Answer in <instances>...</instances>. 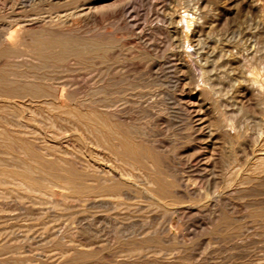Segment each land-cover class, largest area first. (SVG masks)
Listing matches in <instances>:
<instances>
[{
    "label": "rangeland",
    "instance_id": "374dc122",
    "mask_svg": "<svg viewBox=\"0 0 264 264\" xmlns=\"http://www.w3.org/2000/svg\"><path fill=\"white\" fill-rule=\"evenodd\" d=\"M157 1L119 0V3L117 0H91L92 13L87 18L85 16L80 19L81 36L86 39L97 36L96 38L102 39L101 41L104 43L112 40L115 46L113 52L108 53L109 57L103 52V56L95 58L98 61H95L94 57H90L92 62L90 59L88 61L91 63L82 62L76 66L73 74V76L75 75L74 79L84 83L82 85L85 87H89V84L96 80L98 85L107 87L110 85L108 91L121 92L118 95L101 96L104 98L100 97L99 100H96L101 104L116 103L118 106L115 115L99 116L101 123L96 124L94 121L96 118L93 116V106L90 103L92 100L89 97L79 96V100L75 101L63 100L61 106L64 109L56 112L57 110L49 107L53 102L52 99L51 101L50 98L22 95L17 87L10 88V86L0 83V96L2 97H0V106H2L0 111L3 110L0 113L2 115L0 116V129L3 130L2 127L5 126L4 129L12 130H10L12 136L8 137L10 141L7 140L5 145L0 142V158L1 156L5 158L6 155L8 157L9 152L11 156L14 152L12 150H18L17 146H19V152L15 151L16 154L18 152V155H15V152L13 154L16 159L13 155L12 159L14 158V160H11L10 156L9 159L6 157L7 161L10 160L12 168L13 165H16V167L20 166V171L21 168L24 171L27 168L26 166L24 168L23 165L27 163L26 161L30 165L29 168L31 167L30 163L33 164L32 168L38 167V163H33L37 157L35 153H32L35 158H31L32 155L28 151L30 145L27 144L29 147L23 145L21 141L23 137L28 138L31 142L34 137L35 144L26 141L32 145L30 151L35 152L32 149L38 147L37 151L45 152L47 160L51 161L48 153L54 154L58 150L54 155L56 156L57 152H60L61 156L57 154L58 157H52V160L58 158L61 161V159H65V156L67 158L65 160L69 158L77 163L80 161L81 164L79 163L78 166L102 164L100 157L98 155V159L95 157L93 146L92 132L94 129L91 130V128L95 125L94 128L99 131L100 127L106 131L102 130L100 135L104 137V140L101 137L105 147L102 149L103 153H106L107 159L111 157L109 161H113L109 164H116L115 157L117 156L120 160L119 166L123 165L122 162L125 164L127 160L130 161L120 154L122 143L128 141L127 143L132 146L144 148V150L141 149L143 154L139 158L141 163L139 160L138 163L142 165L147 163L148 167L146 168L151 166V173L147 169L149 173L142 171L141 174L153 176L141 175L139 172L135 178L138 181H136L138 191L135 187L136 192L134 190L130 192V198L133 196L131 200L126 199L127 201L124 202L122 199L120 202H124L123 205L118 201L121 204L119 207H117L119 203H117L118 205L115 203L116 206H114L116 201L112 197V199L106 198L108 205L96 203L93 206L83 203L81 204L83 207H80L76 205L74 197L70 195L69 191L59 187L47 190L51 192L34 191L39 194H34L33 190L29 191V181L25 180L26 182L22 184L23 182L21 183L17 179L23 172H16L18 170L16 167L12 170L8 166L9 162L4 159L5 161L0 164V170L7 176L10 175L11 179L3 173L0 174L5 176L4 179H2L4 176H0V223H2L0 224V264H264V67H262L264 66V0ZM106 5L109 6L106 7ZM134 12L137 13L136 19ZM127 15L129 16L127 17ZM183 15L193 18L194 25H192L193 32L189 33L188 39L181 43L179 34L169 33L171 27L169 19ZM125 22H129L130 27L127 28L128 24ZM116 24L120 27H117ZM113 26L115 27L113 28ZM94 27L98 29L97 32ZM106 29L107 34L111 30L113 35L111 33L107 35ZM105 34L106 36L103 37ZM110 35H112L111 39H109ZM99 37L101 38L99 39ZM117 37L124 39L125 43ZM104 38L107 41H104ZM119 45L121 46L119 47ZM115 48L119 52L115 53ZM117 55L119 56L117 57ZM151 57L153 60H150ZM93 61L95 62L93 63ZM7 69L9 70V66L4 62L0 63L1 72H6ZM39 73L48 78L53 75L56 78L63 76L61 70L56 72V69H45ZM110 80L111 82H109ZM8 98L14 100H10V103L7 101ZM85 99H88L87 102ZM83 101L87 104L83 105ZM25 103L26 105L27 103L31 104V108L29 104L25 106ZM49 108L53 110H49ZM30 109L32 111L35 109L33 114L37 112L36 115H31ZM12 110L13 112H11ZM59 112L60 114H58ZM64 112L73 114L68 115ZM23 114H25V118L21 117ZM27 114H30L29 118ZM85 114L90 118L87 115L85 117ZM17 115L19 118L21 117L20 120L24 121L25 119L28 129L23 132L26 134L11 124L13 123L12 119H16ZM51 115H56V117L52 116L51 118ZM53 117L58 121L55 122ZM115 117L119 119L117 118L116 123H113ZM7 118L10 125L5 123ZM51 123L55 125L51 126ZM120 125L124 130L119 128ZM110 126L116 129L113 130ZM110 129L113 130L115 136L109 131ZM36 131L37 133L42 131L43 134H41L47 138L44 139L41 135L42 138H40V133L37 134ZM120 132L123 135H119ZM27 134H30L29 137L32 138H29ZM128 135H131L132 138L135 137L134 139L137 141L132 142L134 139ZM16 137H20V140ZM137 138L141 141H138ZM16 139L21 141V144ZM36 139L40 142H37ZM58 140L61 142H57ZM11 142L12 146L8 152L10 145L9 147L6 145ZM139 142L140 144L135 145ZM42 143L45 144L42 145ZM47 143H50L48 149L45 147ZM34 145L35 148H33ZM139 145L142 146L138 147ZM21 148H24V152L27 151L26 153L31 156L25 153L29 158L26 157ZM147 152L152 153L149 155V159L145 156ZM112 153L116 156H113ZM18 157L22 158L19 160H23V164L20 163L21 161L19 162ZM25 157L29 160L24 161ZM30 158L33 159V162ZM75 158L76 160H74ZM161 159L163 160L161 161ZM16 160H18L19 166L16 164ZM81 160L84 161L83 164ZM36 161L38 162V159ZM15 168L17 169L16 173L14 172ZM152 170L155 174H152ZM159 170L163 176V178L158 176L160 183L159 180H155ZM35 174L39 173L33 175ZM36 175L35 177H40ZM22 178L21 175L20 179ZM46 181L49 185L50 181ZM161 181L164 182L161 183ZM42 182L40 183H47L45 180ZM20 184L23 186L20 187ZM27 184L28 187H26ZM156 184L159 187H163L162 184H165L161 191L164 190L166 194L159 191ZM166 184H170L168 188H165ZM147 187L149 189H146ZM143 188L146 191L154 188L156 190L153 189V191H158V193L149 191V193L155 194L153 197ZM169 190L171 195L180 197H175L173 200L174 196L170 198V195L167 194ZM146 194L148 195L146 196ZM47 197H50L51 200ZM156 198H162V202L164 198L165 203H156L154 201ZM146 203L149 206L152 205L149 207ZM40 215L41 217H39ZM18 216L20 217L18 218ZM71 241L73 242L70 243Z\"/></svg>",
    "mask_w": 264,
    "mask_h": 264
},
{
    "label": "bare ground",
    "instance_id": "6f19581e",
    "mask_svg": "<svg viewBox=\"0 0 264 264\" xmlns=\"http://www.w3.org/2000/svg\"><path fill=\"white\" fill-rule=\"evenodd\" d=\"M90 1L91 0H0V63H2V62H4L7 66H9V70L8 71H6V72H1L0 71V83H2V84H6V85H8V87L10 86V88L11 87H17L18 89H19V92L20 93H22V95H33V96H40V97H42V98H50L49 100H53V102H51L50 103V105H49V107L51 106L54 110H57L56 112H58V110L60 111V109H64L61 105H62V102H63V100H67V101H75V100H79V98L82 96V97H89V98H91V100L92 101H90V103H91V105L93 106V111H94V113H93V116L96 118V120L94 119V121H95V123L96 124H99V123H101V120H100V117L99 116H102V115H115V112H116V109H117V105H116V103H112V104H101V102L99 101H96L97 99L99 100V98L101 97V96H105V95H113V94H120L121 92H111V91H108V87L110 86H103V85H98V81H96V80H93L90 84H89V87H85V86H83L84 85V83H80L79 81H76L75 79H74V76H73V74H74V72H75V69H76V66H78V65H80L82 62L84 63V62H86V61H88V59H90V61H91V58L92 57H94V60H95V58H98V57H100V56H103L102 55V52L103 53H105L106 55H108V53L109 52H113V49H114V43H112L113 41L112 40H108V42H103V41H101L102 39H100L101 37H99V39L100 40H98V38H96V37H91V39H86V38H84L83 36H81L80 35V33H81V27H80V24H81V22H80V19L81 18H83V17H85L86 16V18H87V16H89L91 13H92V11H93V8L91 9V3H90ZM100 1V0H99ZM118 2H119V0H117ZM123 1V0H122ZM129 1V0H128ZM157 1V0H156ZM186 1V0H185ZM132 2V1H131ZM130 2V3H131ZM141 2V1H140ZM158 2V1H157ZM175 2V1H174ZM110 3V2H109ZM120 3V2H119ZM127 3V2H126ZM176 3H177V1H176ZM107 4V3H106ZM117 4V3H116ZM201 4V3H200ZM94 5V4H93ZM123 5V4H122ZM131 5H132V3H131ZM97 6V5H96ZM99 6V5H98ZM107 6H109V5H106V7ZM111 6V5H110ZM118 6V5H117ZM145 6V5H144ZM94 7V6H93ZM100 7V6H99ZM98 7V8H99ZM101 7H102V5H101ZM116 7V6H115ZM119 7V6H118ZM124 7H125V5H124ZM127 7V6H126ZM117 8V7H116ZM95 9V8H94ZM114 9V8H113ZM120 9V8H119ZM123 9H125V8H123ZM191 9V8H190ZM104 10V9H103ZM122 10V9H121ZM133 10V9H132ZM174 10V9H173ZM113 11V10H112ZM111 11V12H112ZM123 11V10H122ZM128 11V10H127ZM136 11V10H135ZM138 11V10H137ZM104 12H105V10H104ZM110 12V13H111ZM113 12H115V11H113ZM126 12V11H125ZM131 12V11H130ZM176 12V11H175ZM195 12V11H194ZM135 14H134V17L136 16V12H134ZM99 14V13H98ZM108 14V13H107ZM112 14V13H111ZM118 14V13H117ZM120 14V13H119ZM121 14H124V13H121ZM127 14H129V13H127ZM109 15V14H108ZM133 15V14H132ZM179 15V14H178ZM98 16V15H97ZM110 16V15H109ZM120 16V15H119ZM129 15H127V17H128ZM199 16V15H198ZM122 17H123V15H122ZM130 17H132V16H130ZM191 17V16H190ZM193 17V16H192ZM91 18V17H90ZM90 18H88L89 20H90ZM94 18V17H93ZM92 18V19H93ZM109 18H111V16L109 17ZM113 18V17H112ZM126 18V17H125ZM138 18V17H137ZM91 19V20H92ZM96 19V18H95ZM114 19H116L115 17H114ZM118 19V18H117ZM121 19V18H120ZM119 19V21H122V20H120ZM128 19V18H127ZM126 19V20H127ZM135 19H136V17H135ZM193 18H189V16L188 15H183V16H180V17H171L170 19H169V21H170V30H169V33L170 34H179V37H180V41H181V43H184L187 39H188V35H189V33L192 31V25H194L193 23H194V20H192ZM94 20V19H93ZM105 20V19H104ZM107 20H109V19H107ZM113 20V19H112ZM125 20V21H126ZM115 21V20H114ZM117 21V20H116ZM129 21H130V19H129ZM134 21V20H133ZM137 21H139V20H137ZM86 22V21H85ZM91 22V21H90ZM103 22V21H102ZM131 22V21H130ZM168 22V21H167ZM88 23V22H87ZM87 23H86V25H87ZM95 23H96V20H95ZM122 23V22H121ZM123 23H124V21H123ZM126 23V22H125ZM89 24V23H88ZM93 24H94V22H93ZM103 24H104V22H103ZM102 23H101V25H103ZM117 24H120V22H117ZM117 24H116V26H117ZM126 24H128V26H127V28L128 27H130L129 26V22L128 23H126ZM137 24V23H136ZM198 24V23H197ZM112 25H114V23H112ZM133 25V24H132ZM94 26H95V24H94ZM119 26V25H118ZM117 26V27H118ZM121 26H122V24H121ZM125 26V25H124ZM141 26V25H140ZM115 26H113V28H114ZM116 27V28H117ZM120 27V26H119ZM89 29H91L90 27H88ZM95 28V27H94ZM96 28H97V26H96ZM95 28V31L96 30H98V29H96ZM108 28V27H107ZM136 28V27H135ZM166 28V27H165ZM86 29V28H85ZM104 29V28H103ZM134 29V28H133ZM150 29V28H149ZM135 30H137V29H135ZM167 30V29H166ZM120 31V30H119ZM87 32H88V30H87ZM97 32V31H96ZM107 32V29H106V31H105V33ZM109 33L108 34H110L111 33V30L110 31H108ZM135 32V31H134ZM134 32H133V35H135L134 34ZM144 31H142V33H143ZM193 32V31H192ZM84 33V32H83ZM112 33H113V31H112ZM111 33V34H112ZM130 33V32H129ZM145 33V32H144ZM168 33V32H167ZM107 34V33H106ZM106 34L103 36V37H105L106 36ZM107 34V35H108ZM147 34V33H146ZM83 35V34H82ZM93 36H95L94 34H92ZM101 35V34H100ZM113 35V34H112ZM112 35H110V38L109 39H111V36ZM115 36V35H114ZM150 36V35H149ZM178 36V35H177ZM135 37V36H134ZM137 37V36H136ZM141 37V36H140ZM107 38V37H106ZM106 38H104V41H107V39ZM118 38V37H117ZM142 38V37H141ZM113 39V38H112ZM115 39H116V37H115ZM118 39H121V38H118ZM122 40V39H121ZM130 40V39H129ZM129 40H127V41H129ZM152 40V39H151ZM124 43H125V41H124V39L122 40ZM121 41V42H122ZM127 41H126V43H127ZM138 42V41H137ZM117 43V42H116ZM121 44H123V43H121ZM148 44V43H147ZM156 44V43H155ZM127 45H129V44H127ZM134 45H136L137 46V44H134ZM121 45H119V47H120ZM147 46V45H146ZM118 47V46H117ZM128 47V46H127ZM140 47V46H139ZM131 48H132V42H131ZM158 48V47H157ZM188 48H190V47H188ZM230 48V47H229ZM116 49V52L115 53H117V48H115ZM135 49V48H134ZM149 49V48H148ZM151 49V48H150ZM140 50V49H139ZM187 50V49H186ZM122 51V50H121ZM119 52V51H118ZM145 52V51H144ZM148 52H149V50H148ZM154 52V51H153ZM149 54H150V52H149ZM106 55H104L105 57H106ZM111 55V54H110ZM114 56V55H113ZM119 55H117V57H118ZM121 56V55H120ZM136 56V55H135ZM91 57V58H90ZM108 57H109V55H108ZM111 57V56H110ZM139 58V57H138ZM152 59H150V60H153V57H151ZM109 59V58H108ZM93 60V59H92ZM104 60V59H103ZM135 60V59H134ZM90 61H88L89 63H91ZM95 61H98L97 59L95 60ZM95 61H93V63L95 62ZM109 61V60H108ZM107 61V62H108ZM187 61V60H186ZM105 62V61H104ZM118 62V61H117ZM124 62V61H123ZM88 63V64H89ZM98 63V62H97ZM106 63V62H105ZM105 63H103V64H105ZM190 63V62H189ZM207 63V62H206ZM96 64V63H95ZM94 64V65H95ZM100 64V63H99ZM117 64V63H116ZM260 64V63H259ZM228 65V64H227ZM258 65V64H257ZM91 66V65H90ZM93 66V65H92ZM91 66V67H92ZM96 66V65H95ZM94 66V67H95ZM100 66V65H99ZM108 66V65H107ZM112 66V65H111ZM4 67V66H3ZM97 67H98V65H97ZM262 67H264V66H262ZM5 68V67H4ZM123 68V67H122ZM202 68V67H201ZM252 68H255V67H252ZM45 69H56V72H57V70H61V73L63 74V76L62 77H58V78H56V77H54V75H53V77H46L45 75L44 76H41L40 75V71H43V70H45ZM86 69V68H85ZM96 69V68H95ZM98 69V68H97ZM264 69V68H263ZM201 70H203V69H201ZM252 70V69H251ZM260 70V69H259ZM88 71V70H87ZM91 71V70H90ZM98 71V70H97ZM188 71V70H187ZM216 72V71H215ZM255 72V71H254ZM258 72V71H257ZM262 72V71H261ZM264 72V71H263ZM262 72V73H263ZM51 73V72H50ZM53 73V72H52ZM116 73V72H115ZM204 73V72H203ZM251 73V72H250ZM95 74V73H94ZM99 74H100V72H99ZM218 74V73H217ZM249 74V73H248ZM86 75V74H85ZM92 75V74H91ZM112 75V74H111ZM117 75V74H116ZM81 76V75H80ZM97 76H99L98 74H97ZM256 76H258V75H256ZM90 77V76H89ZM106 77V76H105ZM104 77V78H105ZM127 77H129L128 75H127ZM131 77V76H130ZM206 77V76H205ZM204 78V77H203ZM137 79V78H136ZM207 79V78H206ZM239 79V78H238ZM255 79V78H254ZM258 79V78H257ZM86 80V79H85ZM101 80V79H100ZM104 80V79H103ZM124 80V79H123ZM138 80V79H137ZM253 80V79H252ZM263 80V79H262ZM81 81V80H80ZM83 81V80H82ZM81 81V82H82ZM105 81H106V79H105ZM108 81V80H107ZM126 81V80H125ZM257 80H255V82H256ZM264 81V80H263ZM102 82V81H101ZM109 82H111V80L109 81ZM207 82V81H206ZM100 83V82H99ZM135 83V82H134ZM83 84V85H82ZM88 84V83H87ZM102 84V83H101ZM252 84V83H251ZM254 84V83H253ZM256 84H258L259 85V83L258 82H256ZM123 85V84H122ZM241 85V84H240ZM257 85V86H258ZM131 86V85H130ZM210 86V85H209ZM262 86V85H261ZM264 86V85H263ZM136 87V86H135ZM129 90V89H128ZM116 91V90H115ZM130 95V94H129ZM80 96V97H79ZM1 97V96H0ZM109 97V96H108ZM126 97V96H125ZM143 97V96H142ZM2 98V97H1ZM101 98H104V97H101ZM9 99V98H8ZM1 100V99H0ZM11 99H9V100H7V101H9L10 103H11V101H13V100H11ZM51 100V101H52ZM86 101L85 102H87V100L88 99H85ZM106 100H108V99H106ZM17 101V100H16ZM24 101V100H23ZM26 101V100H25ZM28 101V100H27ZM19 102V101H18ZM30 102V101H29ZM32 102V101H31ZM34 102V101H33ZM38 102V101H37ZM84 101L82 102V104L83 105H85V104H87V103H85ZM5 103V102H4ZM130 103V102H129ZM133 103V102H132ZM14 104V103H13ZM13 104H11V105H13ZM20 104V103H19ZM24 104V103H23ZM28 104L29 103H27V105H26V103H25V106H28ZM41 104V103H40ZM40 104H39V106H40ZM43 104V103H42ZM46 104V103H45ZM44 104V105H45ZM49 104V103H48ZM36 105V104H35ZM35 105H33V106H35ZM38 105V104H37ZM21 106H22V104H21ZM24 105H23V107H25ZM31 106V104H29V107ZM91 106V107H92ZM122 106V105H121ZM0 107H2V106H0ZM29 107H27V109H29ZM66 107V106H65ZM120 107V106H119ZM151 107V106H150ZM8 108V107H7ZM17 108V107H16ZM26 108V107H25ZM31 108V107H30ZM33 109V108H32ZM32 109H30L31 111H32ZM37 109V111H38V108H36ZM44 109H45V107H44ZM44 109H42V110H44ZM47 109H48V107H47ZM51 108H49V110H50ZM53 109H51V110H53ZM71 109H72V107H71ZM79 109V108H78ZM80 109H82V108H80ZM84 109V108H83ZM88 109V108H87ZM86 109V110H87ZM39 110H40V108H39ZM66 110L68 111V109L66 108ZM73 111H75L74 110V108L72 109ZM29 111V110H28ZM30 111V112H31ZM35 111V109L32 111V113H31V115H34L35 113H37V112H35L34 114H33V112ZM63 111H65V110H63ZM85 111V110H84ZM91 111V110H90ZM224 111V110H223ZM1 112H3V110L2 111H0V113ZM11 112H13V110L11 111ZM27 112V111H26ZM42 112H46V111H42ZM52 112V111H51ZM77 112V111H76ZM87 112H89V111H87ZM25 113V112H24ZM28 113V112H27ZM39 113V115H40V112H38ZM48 113V112H47ZM53 113L55 114V112L53 111ZM52 113V114H53ZM62 113V112H61ZM64 113H66V112H64ZM68 113V112H67ZM66 113V114H67ZM71 112H69L68 113V115L70 114ZM81 113V112H80ZM85 113H86V111H85ZM117 113H118V111H117ZM116 113V114H117ZM3 114V113H2ZM8 114V113H7ZM14 114H15V111H14ZM26 114V113H25ZM25 114H23V115H21V117L23 116V118H25L24 116H25ZM43 114V113H42ZM58 114H60V112L58 113ZM73 114V113H72ZM72 114H70V115H72ZM89 114V113H88ZM119 114V113H118ZM6 115V114H5ZM28 115V114H27ZM26 115V116H27ZM30 115V114H29ZM29 115H28V118H29ZM36 115V114H35ZM44 115V114H43ZM81 115V114H80ZM86 115L87 114H85V117H86ZM91 115V114H90ZM0 116H2V115H0ZM4 116V115H3ZM13 116V115H12ZM18 117H16V119H12V121L11 122H13V123H11L12 125H15V126H17L20 130H22V132L24 131H26L28 128H27V124L25 123V119H24V121L23 120H20V118H19V115H17ZM38 116V115H37ZM48 116H49V113H48ZM52 116H55L56 117V115H51L50 117L52 118ZM59 116V115H58ZM57 116V117H58ZM74 116V115H73ZM88 116V115H87ZM117 116V115H116ZM118 116H120V115H118ZM5 117V116H4ZM41 117V116H40ZM60 117V116H59ZM76 117V116H75ZM81 117V116H80ZM121 117H123V116H121ZM1 118V117H0ZM35 118V117H34ZM43 118V117H42ZM54 118V117H53ZM88 118H90V116H88ZM116 118V117H115ZM118 118V117H117ZM113 119L114 121L115 120H118V119ZM124 118V117H123ZM3 119H6V118H3ZM31 119V118H30ZM33 119V118H32ZM36 119V118H35ZM34 119V121H36ZM44 119V118H43ZM55 120H56V118H54ZM60 119V118H59ZM83 119H85V118H83ZM103 119H105V118H103ZM102 119V120H103ZM107 119V118H106ZM29 120V119H28ZM27 120V121H28ZM44 120H46V119H44ZM80 120V119H79ZM78 120V121H79ZM107 120H109V121H111L112 119H107ZM112 120V121H113ZM42 121V120H41ZM41 121H39V122H41ZM48 121H50V120H48ZM52 121V120H51ZM58 120H56L55 122H57ZM105 121V120H104ZM103 121V124L105 123ZM113 121V123H116V121L114 122ZM264 121V120H263ZM4 122V121H3ZM30 122V121H29ZM38 122V121H37ZM82 122H84V121H82ZM122 122V121H121ZM124 123H125V121H123ZM256 122V121H255ZM5 123H7L8 125H10V123L8 122V118H7V120H6V122ZM35 123V122H34ZM67 123H69L68 121H67ZM72 123V122H71ZM107 123V122H106ZM109 123V122H108ZM118 123H120V122H118ZM127 123V122H126ZM36 124V123H35ZM45 124V123H44ZM87 124V123H86ZM103 124H102V126H103ZM121 124V123H120ZM123 124V123H122ZM34 125V124H33ZM37 125V124H36ZM40 125V124H39ZM46 125V124H45ZM53 125H55V124H53V123H51V126H53ZM127 124H125V126H126ZM4 126V125H3ZM41 126V125H40ZM89 126H91V124L90 125H88V127ZM106 126V125H105ZM121 126V125H120ZM128 126V125H127ZM5 127V126H4ZM4 127H2L3 128V130L2 129H0L2 132L0 133V142H2V144L3 145H5V142H7V140H9V138L8 137H10V130L11 129H4ZM14 127V126H13ZM16 127V128H17ZM30 127H34V126H30ZM30 127H29V129H30ZM76 127V126H75ZM94 127H95V125H94ZM91 128V130L92 129H94V131L92 132V135H93V140H94V142L92 141V138H91V141L93 142V146H94V151H95V157H97V155L100 157V162L102 163V164H99L98 162H95V163H98V165H93V166H90V165H88V164H83V162L84 161H82V164L83 165H81V166H78V164L80 163L81 164V162L80 161H78V163L76 162V161H73V160H69V158H68V160H65V159H67L64 155H66L65 153H64V155H62V156H64V160L63 159H61V161H60V159H54V160H52L53 158L52 157H58V155L57 154H59L60 152H57V154H56V156L54 155L55 154V152L56 151H58V150H56L55 152H54V154H50V153H48L49 155H50V157H51V161H50V159L49 160H47L48 158L47 157H45V156H47L46 154H45V152L43 153L42 151L41 152H39V151H37V149H38V147H37V149H32V150H34L35 152H31L30 150H31V148H32V145L29 143V142H31V141H29L28 140V138H24L23 137V139H25V140H23L22 138H21V141H22V143H23V145H26V146H28V145H30V147H29V152H30V154L32 155H30L29 153V155L31 156V158L34 156L32 153H35V155H36V157H37V159H38V162L36 161L35 162V160H37L35 157H33V158H35V160H34V162H33V159H31L32 160V162L33 163H35V164H37L38 163V167L36 168V169H34V168H32V163H30L31 162V160L29 161V163L31 164V167L29 168L28 166H30L29 164H28V161H26V159H28L29 157V155L26 153V152H24L25 150H24V148H25V146H24V148L22 149L21 148V150L23 151V153L25 154V156L26 157H28V158H24L25 160L24 161H26L27 163H22L23 162V160L21 161V160H19V159H22L21 157L19 158H17L18 160H19V162L21 163V164H23L24 165V168H25V166L27 167V168H25V170L24 171H22L23 169L21 168V171L23 172H21L20 170H19V168H20V166L18 165L19 164V162H17L18 160H16L15 162H16V164L19 166V167H16V165H13L14 167H16L15 168V170H14V172L16 171V172H20V173H22L21 175H22V177L24 178H22V179H20L21 178V175L20 176H18V178L17 179H19V181H21V183L22 184H24V182H26V181H29V184H30V186L27 184V186L26 187H28L29 186V191H32L34 194L36 193V192H34V191H43V190H45V191H47V190H51L52 188H56V187H59V188H61V189H65V190H67V191H69L70 193V195H72L73 197H74V201H75V203H76V205H79L80 207L82 206L81 204H83V203H88V204H92L93 206H95V204L96 203H104V204H107L108 202L106 201L107 199V197H112L113 199H115V201L116 202H114V200H113V202H114V206H116V204L117 203H119L122 199L124 200V202H125V200L127 199H130L131 200V198L133 197H131L130 198V192H132L133 190H134V192H136V191H138V189H137V186H138V184H137V180H135V178H137V176H138V173L140 172V174H141V172L143 171V172H146L147 171V169H149V172L151 173V166H150V168H146V167H148V165H146V164H144L143 163V161H142V163L144 164V165H142V164H139L138 162L140 161L139 160V158H141V156H142V154H143V151H141V149H143L144 150V148H142L141 147V149L140 148H137L136 146H132V144H128L127 142L128 141H126V142H124V136H123V142L124 143H122V146H121V144H120V148L122 149V151H121V153L120 154H122V156L123 157H125L126 159L128 158L130 161L128 162V160H127V162L124 164L122 161V164L123 165H120L119 166V157L117 156V157H115L116 159H115V161L117 162L116 164H114V163H111V164H109L110 162H113V161H109V158H110V160H111V157H108V159L106 158V156H105V154L103 153V148H105L104 146H103V144H102V139L104 138V137H102L101 135H100V133H101V131L103 130V129H101L102 127H100L99 129H100V131L97 129V128ZM112 129H113V126H110ZM37 128V127H36ZM36 128H34V129H36ZM38 128H39V126H38ZM53 128H55V127H53ZM77 128H78V126H77ZM76 128V129H77ZM90 128V127H89ZM115 128V127H114ZM119 128H121V129H123L124 130V128L121 126V127H119ZM32 129V128H31ZM58 129V128H57ZM59 129H60V127H59ZM62 130H64L63 128H61ZM79 129V128H78ZM110 129L109 131H111L112 133H113V130H115V129ZM39 130V129H38ZM90 129H89V131H91ZM12 131V130H11ZM29 132H32L33 130H28ZM27 131V132H28ZM58 131H60L61 132V130H58ZM73 131V130H72ZM74 131H75V129H74ZM80 131V130H79ZM105 130H103V132H104ZM128 131V130H127ZM23 132V133H24ZM33 132H35V131H33ZM63 132V131H62ZM65 132V131H64ZM106 132V131H105ZM135 133H136V131H134ZM13 133V132H12ZM17 133H18V131H17ZM36 133H37V131H36ZM38 133H40L39 134V137L40 138H42L41 136H43L42 134V131L41 132H38ZM37 133V134H38ZM42 133V134H41ZM54 133H56L55 131H54ZM53 133V134H54ZM73 133V132H72ZM80 133H82V132H80ZM121 133V132H120ZM133 132H131V134H132ZM24 134H26V133H24ZM31 134V133H30ZM30 134H27L28 135V137H29V135ZM36 134V135H37ZM45 134V133H44ZM134 134V133H133ZM137 134H139V133H137ZM13 135H15V134H13ZM20 135V134H19ZM32 135H33V133H32ZM34 135H35V133H34ZM41 135V136H40ZM91 135V134H90ZM102 135H103V133H102ZM113 135L115 136V134L113 133ZM117 135V134H116ZM119 135H123L122 133L121 134H119ZM12 136V135H11ZM18 136V135H17ZM104 136V135H103ZM106 136V135H105ZM118 136V135H117ZM128 136H130L131 137V135H128ZM135 136V135H134ZM255 136V135H254ZM261 136H263V135H261ZM14 138H15V136H13ZM21 137V136H20ZM20 137H18L19 138V140H20ZM31 137V136H30ZM29 137V138H30ZM101 137H102V139H101ZM137 137V136H136ZM256 137V136H255ZM17 138V137H16ZM17 138V139H18ZM32 138V137H31ZM43 138H44V136H43ZM47 138V137H46ZM46 138H44V139H46ZM59 138V137H58ZM62 138V137H61ZM60 138V139H61ZM106 138V137H105ZM109 138V137H108ZM113 138H115V137H113ZM132 138V137H131ZM130 138V139H131ZM135 138V137H134ZM134 138H132V139H134ZM16 139V141H18V142H20V144H21V141H19V140H17ZM81 139H83V138H81ZM88 139V138H87ZM86 139V140H87ZM90 139V138H89ZM120 139V138H119ZM129 139V140H130ZM131 139V140H132ZM138 139V141H141V140H139V138H137ZM29 141L28 143L26 142V141ZM31 140V139H30ZM54 140H56L55 138H54ZM104 140V139H103ZM117 140H118V138H117ZM127 140V139H126ZM149 140V139H148ZM151 140V139H150ZM10 141V140H9ZM34 141V137H33V140H32V142L31 143H34L35 144V142H33ZM36 141L37 142H40V141H38L37 139H36ZM60 140H58L57 142H59ZM88 141V140H87ZM86 141V142H87ZM91 141H89V142H91ZM111 141V140H110ZM109 141V143H111ZM137 141V140H136ZM135 141V139L134 140H132V142H136ZM61 142V141H60ZM105 142H106V139H105ZM131 142V141H130ZM131 142V143H132ZM236 142V141H235ZM261 142V141H260ZM9 143V142H8ZM7 143V145L6 146H8L9 147V145H10V147L8 148V152H9V150H10V148H11V146H12V142L10 143V144H8ZM15 143V142H14ZM26 143V144H25ZM256 143V142H255ZM28 144V145H27ZM40 144V143H39ZM38 144V145H39ZM43 144H45V143H42V145ZM50 144V143H49ZM48 143H47V145H45V147H47V149L49 148L48 147V145H49ZM61 144V143H60ZM64 144V143H63ZM89 144H91V143H89ZM119 144V143H118ZM137 144H140V142L139 143H136L135 145H137ZM262 144V143H261ZM1 145V144H0ZM22 145V146H23ZM105 145H107V144H105ZM112 145V144H111ZM110 145V146H111ZM37 146V145H36ZM92 146V147H93ZM114 146H115V144H114ZM140 146H142V145H139L138 147H140ZM144 146V145H143ZM150 146V145H149ZM15 147V146H14ZM42 147V146H41ZM44 147V148H45ZM56 147H58V145H56ZM71 147V146H70ZM107 147H108V145H107ZM116 147V146H115ZM17 148H18V150H19V146H17ZM33 148H35V145L33 146ZM50 148H52V147H50ZM54 148V147H53ZM59 148V147H58ZM60 148H61V146H60ZM112 148H113V146H112ZM153 148V147H152ZM262 148H263V146H262ZM14 149V148H13ZM28 149V148H27ZM26 149V150H27ZM46 149V148H45ZM46 149V150H47ZM62 149V148H61ZM72 149H73V147H72ZM109 149V148H108ZM157 149V148H156ZM257 149V148H256ZM18 150H12V151H18ZM39 150V149H38ZM54 150V149H53ZM53 150H51V151H53ZM63 150V149H62ZM106 150V149H105ZM115 150H117V149H115ZM146 150H147V148H146ZM145 150V151H146ZM11 151V152H12ZM37 151V152H36ZM48 151V150H47ZM50 151V152H51ZM64 151H67V150H64ZM148 151V150H147ZM256 151V150H255ZM2 152V151H1ZM7 151H6V153H8ZM14 152L12 153V155L14 154ZM19 152V151H18ZM18 152H17V154H16V152H15V155H18ZM78 152V151H77ZM83 152V151H82ZM105 152V151H104ZM118 152V151H117ZM38 153V154H37ZM39 153H41V154H39ZM76 153V152H75ZM79 153V152H78ZM108 153V152H107ZM147 153H149V152H147ZM147 153H146V157H148V159H149V155H151L150 153L148 154V156H147ZM155 153V152H154ZM158 153V152H157ZM259 153V152H258ZM262 153V152H261ZM4 153H2V155H3ZM10 152H9V155H8V157H7V155L5 156V154H4V156H5V158L4 157H2L1 156V158H3V159H1L0 158V161L1 160H3V161H1L0 162V164L1 163H3L5 160L4 159H6V157L9 159V156H10ZM23 154V155H24ZM45 154V155H44ZM94 154V153H93ZM104 154V156L103 157H101V155H103ZM145 154V153H144ZM12 155L10 156V159L11 160H14V158L16 159V156L14 157V155H13V159H12ZM19 155L21 156V152L19 153ZM51 155H54V156H51ZM109 155V154H108ZM112 155H113V153H112ZM155 155V154H154ZM59 156H61L60 154H59ZM67 156H68V154H67ZM85 156V155H84ZM88 156V155H87ZM110 156V155H109ZM113 156H116V155H113ZM121 156V157H122ZM156 156V155H155ZM158 156V155H157ZM23 157V156H22ZM49 157V156H48ZM90 157V156H89ZM99 157H97V159L99 158ZM47 158V159H46ZM77 158V157H76ZM76 158L74 159V160H76ZM92 158H94V157H92ZM114 158V157H113ZM158 158V157H157ZM257 158V157H256ZM8 159H6V161L8 160ZM72 159H73V157H72ZM95 159V158H94ZM156 159V158H155ZM29 160V159H28ZM77 160H78V158H77ZM139 160V161H138ZM143 160V159H142ZM145 160V159H144ZM153 160V159H152ZM160 160V159H159ZM163 159H161V161H162ZM10 161V160H9ZM9 161H7V162H9ZM86 161V160H85ZM153 161H155V160H153ZM14 162V161H13ZM14 162V163H15ZM149 162V161H148ZM160 162V161H159ZM159 162H158V164H159ZM244 162V161H243ZM259 162V161H258ZM138 163V164H137ZM140 163H141V161H140ZM26 164V165H25ZM109 164V165H108ZM232 164V163H231ZM146 165V166H145ZM8 166H10V162L8 163ZM164 166V165H163ZM260 166V165H259ZM261 166H262V164H261ZM11 167V166H10ZM13 167V168H14ZM34 167V166H33ZM156 167V166H155ZM155 167H153V168H155ZM158 167V166H157ZM161 167V166H160ZM206 167V166H205ZM9 168V167H8ZM12 168V167H11ZM13 168H12V170H13ZM166 168V167H165ZM257 168V167H256ZM158 169V168H157ZM157 169H154L155 171L157 170ZM168 169V168H167ZM154 170H152V174L154 173L155 174V172H153ZM163 170V169H162ZM161 170V171H162ZM260 170V169H259ZM263 170V169H262ZM261 170V171H262ZM2 170H0V172H1ZM199 171H201V170H199ZM246 171V170H245ZM264 171V170H263ZM6 172V171H5ZM12 172V171H11ZM13 172V173H14ZM15 172V173H16ZM148 171H147V173H149ZM195 172V171H194ZM255 172V171H254ZM4 174L7 178L10 176V175H6L3 171L0 173V174ZM34 173H39L38 175L40 176V177H35V175H33ZM161 172H160V170H159V173H156V175H157V178L156 177H154V178H156L155 180H159V175L160 176H162L161 174H160ZM165 173V172H164ZM198 173V172H197ZM262 173V172H261ZM260 173V174H261ZM8 174V173H7ZM166 174V173H165ZM234 174V173H233ZM236 174H238V173H236ZM236 174H235V176H236ZM4 175H2V176H4ZM38 175H36V176H38ZM141 175H150V177H153V176H151V174H141ZM156 175H154V176H156ZM169 175V174H168ZM230 175V174H229ZM1 176V175H0ZM1 176V177H2ZM5 176L4 177H2V179H4L5 178ZM204 176H205V174H204ZM14 177V175L12 176V178ZM16 177V176H15ZM148 177V176H147ZM208 177V176H207ZM10 178V177H9ZM162 178H163V176H162ZM184 178V177H183ZM248 178H250V177H248ZM252 178V177H251ZM11 179V178H10ZM14 179V178H13ZM151 179V178H150ZM235 179H236V177H235ZM6 180V179H5ZM16 180V179H15ZM26 180V181H25ZM42 180H45V182H47L46 180H49L50 182V184L48 185V182L47 183H45V184H47L46 186H44L45 184H41L40 182H42ZM153 180V179H152ZM254 180V179H253ZM4 181V180H3ZM12 181V180H11ZM17 181V180H16ZM18 181V182H19ZM137 181V182H136ZM165 181V180H164ZM164 181H161V183L162 182H164ZM168 181V180H167ZM136 182V183H135ZM145 182V181H144ZM158 182V181H157ZM156 182V183H157ZM170 182V181H169ZM168 182V183H169ZM251 182V181H250ZM6 183V182H5ZM12 183V182H11ZM20 183V182H19ZM28 183V182H27ZM43 183V182H42ZM57 183H59V184H57ZM61 183V184H60ZM154 183V182H153ZM159 183H160V180H159ZM158 183V184H159ZM9 185H11L10 183H8ZM22 184H20V187H22L23 185ZM171 184V183H170ZM170 184H166L167 186H165V188L167 187L168 188V186L170 185ZM4 185H6V184H4ZM22 185V186H21ZM140 185V184H139ZM148 185H150V184H148ZM163 185V187L162 186H158L157 184H156V186L157 187H159V191H161V189H164V185L165 184H162ZM241 185V184H240ZM16 186V185H15ZM143 186V185H142ZM171 186H173V187H175V185H172L171 184ZM177 186V185H176ZM13 187H14V184H13ZM136 187V188H135ZM146 187V186H145ZM162 187V188H161ZM178 187V186H177ZM176 187V188H177ZM19 188V187H18ZM137 189L136 191H135V189ZM175 188V189H176ZM13 189V188H12ZM11 189V190H12ZM23 189H25V188H23ZM26 189H28V188H26ZM31 189V190H30ZM60 189V190H61ZM143 189H145V188H143ZM146 189H149L148 187L146 188ZM146 189H145V191H146ZM154 189V188H153ZM153 189H150V190H147L146 191V193H149V191H152L153 193L155 192V193H158V191L156 192V191H153ZM10 190V189H9ZM141 191H142V188L140 189ZM154 190H156V189H154ZM166 190V189H165ZM170 190H171V187H170ZM170 190H169V193L167 192V194L168 195H170L169 197L171 198L172 196H174V195H171L170 193ZM173 190V189H172ZM171 190V191H172ZM23 191V190H22ZM25 191V190H24ZM28 191V192H29ZM66 191V194L68 193ZM140 191V192H141ZM168 191V190H167ZM177 191V190H176ZM175 191V192H176ZM16 192V191H15ZM31 192V193H32ZM47 192H51V191H47ZM46 192V193H47ZM161 192H164V190H162ZM174 191H172V194H174L173 193ZM30 193V192H29ZM45 193V192H44ZM153 193H149V194H152L153 195ZM179 193V192H178ZM36 194H39V192L38 193H36ZM65 194V195H66ZM159 194H162V193H160L159 192ZM164 194H166V192H164ZM164 194H162L163 196H164ZM176 194H177V192H176ZM175 194V195H176ZM21 195V194H20ZM19 195V196H20ZM148 194H146V196H147ZM155 195V194H154ZM154 195H153V197H154ZM156 195H158V194H156ZM26 196H28V195H26ZM44 196V195H43ZM42 196V197H43ZM47 196V195H46ZM60 196V195H59ZM71 196V197H72ZM145 196V197H146ZM161 196V195H160ZM187 196V195H186ZM32 197H33V195H32ZM36 197V196H35ZM67 197H68V194H67ZM156 197H158V196H156ZM175 197H180V196H174V199L173 200H175ZM28 198H30V197H28ZM39 198V197H38ZM47 198H50V197H47ZM66 198V197H65ZM111 198V199H112ZM148 198H149V196H148ZM147 198V199H148ZM37 199V198H36ZM69 199H72V198H70L69 197ZM69 199H67V200H69ZM102 199V200H101ZM110 199V201H112ZM138 199H141V198H138ZM146 199V200H147ZM48 200V199H47ZM50 200H51V198H50ZM126 200V201H127ZM135 200V199H134ZM164 198H163V202H164ZM180 200V199H179ZM41 201V200H40ZM108 201H109V199H108ZM119 201V202H118ZM154 201L156 202V203H161L162 202V198L161 199H158V198H156V199H154ZM153 201V202H154ZM124 202H120L122 205L124 204ZM132 202V201H131ZM134 202V201H133ZM162 202V203H163ZM48 203H50V202H48ZM48 203H47V205H48ZM63 203V202H62ZM67 203V202H66ZM75 203H73L74 205H75ZM112 203V202H111ZM110 203V204H111ZM116 203V204H115ZM119 203V205L117 206V207H119L121 204ZM161 203V204H162ZM165 203V202H164ZM163 203V204H164ZM51 204V203H50ZM147 204V203H146ZM33 205V204H32ZM57 205V204H56ZM99 205V204H98ZM108 205V204H107ZM148 205V204H147ZM152 205V204H151ZM150 205V206H151ZM54 206H55V204H54ZM79 206H77V207H79ZM89 206V205H88ZM97 206V205H96ZM113 206V207H114ZM149 206V205H148ZM149 206V207H150ZM83 207V206H82ZM84 207H85V205H84ZM133 207V206H132ZM135 207V206H134ZM190 207V206H189ZM23 208V207H22ZM57 208V207H56ZM60 208V207H59ZM64 208V207H63ZM86 208V207H85ZM116 208V207H115ZM130 208V207H129ZM129 208H126V209H128L129 210ZM61 209V208H60ZM65 209V208H64ZM74 209V208H73ZM94 209V208H93ZM118 209V208H117ZM124 209V208H123ZM24 210V209H23ZM66 210V209H65ZM95 210V209H94ZM97 210V209H96ZM1 211V210H0ZM4 211H5V209H4ZM7 211V210H6ZM9 211V210H8ZM67 211V210H66ZM91 211V210H90ZM24 212V211H23ZM47 212V211H46ZM70 212V211H69ZM81 212V211H80ZM88 212V211H87ZM141 212V211H140ZM33 213V212H32ZM39 213V212H38ZM37 213V214H38ZM42 213V212H41ZM40 213V214H41ZM54 213V212H53ZM75 213V212H74ZM27 214V213H26ZM44 214H45V212H44ZM56 214V213H55ZM67 214V213H66ZM78 214H79V212H78ZM83 214V213H82ZM119 214V213H118ZM30 215V214H29ZM48 215V214H47ZM73 215V214H72ZM37 216V215H36ZM97 216V215H96ZM124 216V215H123ZM20 216H18V218H19ZM24 217V216H23ZM39 217H41V215L39 216ZM65 217V216H64ZM112 217V216H111ZM129 217V216H128ZM14 218V217H13ZM32 218V217H31ZM49 218V217H48ZM130 218V217H129ZM47 219V218H46ZM17 220V219H16ZM36 220H38V218H36ZM113 221V220H112ZM0 224H2V223H0ZM31 226V225H30ZM29 226V227H30ZM137 232V231H136ZM164 232V231H163ZM232 235V234H231ZM83 236V235H82ZM119 236V235H118ZM152 237V236H151ZM88 239V238H87ZM123 239V238H122ZM121 240V239H120ZM153 240V239H152ZM151 241V240H150ZM149 241V242H150ZM64 242V241H63ZM73 241H71L70 243H72ZM121 242V241H120ZM152 242V241H151ZM80 244V243H79ZM154 245V244H153ZM61 246V245H60ZM80 246H81V244H80ZM110 246V245H109ZM108 246V247H109ZM106 247V246H105ZM54 248V247H53ZM89 248V247H88ZM106 249V248H105ZM69 251V250H68ZM129 251V250H128ZM67 252V251H66ZM133 252V251H132ZM81 253V252H80ZM102 253V252H101ZM17 254V253H16ZM44 254V253H43ZM48 254V253H47ZM59 254V253H58ZM84 254V253H83ZM86 254V253H85ZM158 254V253H157ZM42 257V256H41ZM40 257V258H41ZM78 257V256H77ZM93 257V256H92ZM73 261V260H72ZM26 262V261H25ZM70 262V261H69ZM16 263V262H15Z\"/></svg>",
    "mask_w": 264,
    "mask_h": 264
}]
</instances>
